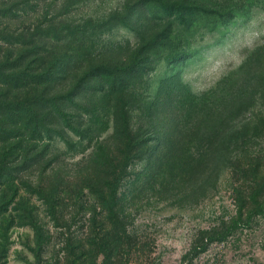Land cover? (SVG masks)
I'll return each mask as SVG.
<instances>
[{
    "label": "rangeland",
    "instance_id": "374dc122",
    "mask_svg": "<svg viewBox=\"0 0 264 264\" xmlns=\"http://www.w3.org/2000/svg\"><path fill=\"white\" fill-rule=\"evenodd\" d=\"M0 9V30L34 32L56 54L74 55L52 94L72 96L76 76L144 44L143 69L127 87L106 93L95 83L62 100L80 130L66 127L69 142L55 136L22 173L28 183L45 169V185L62 174L55 213L22 186L38 216L35 225L20 219L13 190L0 187L9 209L0 212V264H264V211L241 218L239 204L244 195L252 205L250 168L264 162V0H0ZM117 125L143 132L113 180L125 245L108 262L92 247L82 263L95 198L72 187L118 146ZM160 140L177 165L153 168Z\"/></svg>",
    "mask_w": 264,
    "mask_h": 264
},
{
    "label": "trees",
    "instance_id": "16d2710c",
    "mask_svg": "<svg viewBox=\"0 0 264 264\" xmlns=\"http://www.w3.org/2000/svg\"><path fill=\"white\" fill-rule=\"evenodd\" d=\"M0 14L5 16L6 10L0 9ZM12 30L14 33L0 30V187L13 190L17 202L14 209L17 210L19 218L27 219L35 225L38 211L35 212V203L31 205L23 197L22 186L29 187L45 197L49 208L55 213L56 200L62 190L59 186L65 179L61 177L62 174L56 173V178H48L49 185L39 183L45 174V169H42L39 179L26 183L22 173L33 164H40L49 153L55 136L67 140L66 127L80 130L70 125L66 112L60 107L62 100L71 98L86 88L93 89L95 83H103L106 93L127 87L131 77L142 68L140 53L144 44L141 43L136 50L123 56L122 61L118 59L111 63L104 62L99 69L93 67L76 76L70 90L72 96H69L67 93L52 94V91L56 89L57 81L64 74L65 68H69L74 55L56 54L46 43L37 41L34 32L19 33L15 28ZM85 124L80 121L77 126L90 131L91 124ZM116 131L119 135L118 146L113 150H106L103 156L97 158L93 168L81 172L72 187V190L79 194L88 190L95 198L90 205L91 227L86 237L90 247L82 250V263H85L88 255L93 252L92 247L97 251V258L102 256L103 262H108L119 255L121 247L125 245L123 226L126 222L120 215L126 214L123 200H120L118 188L113 184V180L118 177V160L127 157L132 151L140 152L136 140L140 139L138 136L143 132L133 131L123 125H117ZM165 146L166 143L160 140L155 152L149 156L153 168H162L168 164L172 167L177 165L173 159L174 154H167L168 149L163 153ZM250 169L253 176L258 178L257 186L250 191L251 206L247 196L241 195L239 198L241 218L245 211L250 214L255 210L264 211V162L255 161ZM86 204L85 200L82 206L85 207ZM1 206L0 212L9 210L6 205ZM84 245L85 243L83 247H86ZM131 245L132 242L127 246Z\"/></svg>",
    "mask_w": 264,
    "mask_h": 264
}]
</instances>
